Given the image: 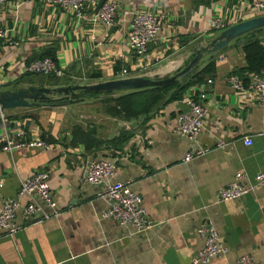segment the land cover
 <instances>
[{
    "label": "crops",
    "instance_id": "crops-1",
    "mask_svg": "<svg viewBox=\"0 0 264 264\" xmlns=\"http://www.w3.org/2000/svg\"><path fill=\"white\" fill-rule=\"evenodd\" d=\"M106 1L117 5L109 29L94 20L96 6L86 9L79 21L39 3L1 7L0 29L8 33L6 40H0V91L41 87L25 68L46 55L64 73L66 82L57 79L59 87L128 77L165 78L217 36L210 20L235 25L246 20L252 3L263 0ZM137 11H151L160 20L157 37L141 58L131 55L125 45L128 22ZM255 38L264 46V30ZM209 61L214 62L209 85L206 78L178 100L165 97L147 117L136 120L111 118L102 108L96 114L84 99L71 105L3 112L10 134L23 128L26 139L41 140L49 149L0 153V206L15 196L21 181L43 170L59 215L27 225L10 239H0V264H188L201 248L197 229L203 222L214 227L226 248L224 257L208 264H232L241 255L264 264V187L236 200L220 203L216 199L235 173L251 181L264 171V108L226 82L232 74L246 86L248 73L239 43L203 55L198 67L179 83ZM198 93L205 95L200 130L194 139L180 138L174 133L177 118L187 111L188 99ZM74 126L94 140L90 148L69 145ZM120 133H127L123 142L106 143ZM243 138H249L251 145L244 146ZM220 143L224 146L218 149ZM201 148H208V153L182 161L186 153ZM91 158L113 164L111 182L126 184L138 196L154 223L150 230L135 232L100 218L107 208L99 197L102 186L82 180L83 166ZM25 202L20 200L21 205ZM16 221L21 223L19 214Z\"/></svg>",
    "mask_w": 264,
    "mask_h": 264
},
{
    "label": "built area",
    "instance_id": "built-area-1",
    "mask_svg": "<svg viewBox=\"0 0 264 264\" xmlns=\"http://www.w3.org/2000/svg\"><path fill=\"white\" fill-rule=\"evenodd\" d=\"M99 0H0V8L8 5L14 9L25 3H39L51 6L69 13L76 20H82L84 12L88 8L97 5ZM264 15V0L251 4L246 20ZM117 16V5L111 1H104L94 15V20L99 21L106 29L114 25ZM93 20V21H94ZM210 29L220 32L227 26L217 19L210 20ZM160 28L159 17L151 11H137L131 14L128 22L125 45L136 58L144 57L148 46L157 37ZM7 30L0 29V40H6ZM28 75L56 79L64 77V73L56 66V63L48 57L30 61L25 68ZM121 76L125 71L120 72ZM229 87L236 92H246L252 96L258 107L264 108V69L255 73H248L246 86L243 87L238 78L229 74L226 79ZM209 85L211 80L206 79ZM205 95L198 93L187 101V111L177 118L174 133L180 138L194 139L198 134L202 120L205 116ZM0 153H10L20 148L35 150H48L49 146L41 140L25 138L23 128L14 129L9 133L5 129L4 119L0 113ZM244 146H250L249 138H243ZM222 143L217 145L221 149ZM208 148H201L192 153H186L183 162L201 157L208 153ZM115 175L112 163L91 158L82 170V180L93 186H102L99 197L107 203V208L100 214V218L116 222L120 226L134 228L135 232L150 230L154 223L148 218L145 210L140 206L138 196L129 190L123 183L111 182ZM48 175L45 171L35 172L30 178L19 183L15 196L2 201L0 206V239L12 238L15 233L27 225L41 224L44 221L55 218L59 210L52 198L47 184ZM264 187V171L256 173L251 181L240 172L233 175L232 180L217 193V201L227 202L239 199L252 192L255 188ZM26 199L24 205L20 200ZM19 214L21 223H17L16 216ZM197 236L201 241V248L189 260L188 264H208L214 258L224 257L226 248L221 243L215 229L209 223H202L197 229ZM232 264H260L253 261L248 255H241Z\"/></svg>",
    "mask_w": 264,
    "mask_h": 264
},
{
    "label": "water",
    "instance_id": "water-1",
    "mask_svg": "<svg viewBox=\"0 0 264 264\" xmlns=\"http://www.w3.org/2000/svg\"><path fill=\"white\" fill-rule=\"evenodd\" d=\"M99 0L95 11H97L103 2ZM264 30V15L248 19L229 26L220 31L216 37L207 43V45L197 49L184 64L177 67L170 75L162 79H149L146 77H128L103 81L89 85H71L48 89L44 87L29 86L17 91H0V113L15 109H31L43 106L42 101L50 100V96L56 95L63 99L66 104H77L82 101L78 99L79 93H124L129 91H138L147 88H157L166 85H172L179 82L194 71L203 55H211L224 49L234 40L243 37L248 33ZM56 107L55 105H45ZM63 106V105H62Z\"/></svg>",
    "mask_w": 264,
    "mask_h": 264
},
{
    "label": "trees",
    "instance_id": "trees-1",
    "mask_svg": "<svg viewBox=\"0 0 264 264\" xmlns=\"http://www.w3.org/2000/svg\"><path fill=\"white\" fill-rule=\"evenodd\" d=\"M255 31L248 33L243 37L234 40L232 43L241 44V51L243 54V59L245 62L244 72L255 73L261 69H264V46L261 41L255 38V35L259 33ZM51 56L46 55L37 59H42ZM35 60V59H34ZM54 61V60H53ZM55 63V62H54ZM214 73V62H207L198 72L191 74L190 78L186 82H176L172 85H166L163 87L147 88L138 91H129L124 93H89L83 94L79 93L77 95L78 99L96 97L100 95H111L115 94L112 98L107 101H101L100 105L103 109L104 114L111 118L118 120H136L139 117H147L150 112L166 97V101H175L180 99L182 93L188 89L190 86L202 83L206 78H211ZM33 76V75H29ZM188 76V75H187ZM186 76V77H187ZM40 78H52L51 76H33ZM99 76L93 77V79H98ZM185 78V77H184ZM57 80V79H56ZM63 100V99H62ZM86 100V99H84ZM61 100L42 101V105H52L59 104ZM127 133L119 134L115 138L106 141L107 144L111 146L118 145L126 139ZM76 144H81L85 149L90 148L94 144V140L91 139L90 135L82 131L78 127H72L70 132V146ZM97 145L98 143L95 142Z\"/></svg>",
    "mask_w": 264,
    "mask_h": 264
},
{
    "label": "rangeland",
    "instance_id": "rangeland-1",
    "mask_svg": "<svg viewBox=\"0 0 264 264\" xmlns=\"http://www.w3.org/2000/svg\"><path fill=\"white\" fill-rule=\"evenodd\" d=\"M217 33H219V32H217ZM33 79L36 81V83L38 85H40L41 87H44V88L55 89V88L59 87V86H57L58 81L56 79H52V78H49V77L48 78L33 77ZM63 80L64 79L62 78L59 83H65L66 82V81H63ZM113 96H115V94H111V95H100V96L90 97V98H84V99H86V101L88 103H90L91 105H93L92 106V109H93V111L95 110L96 111L95 113L97 114V113H100V108H102L101 105H99V103L102 100L103 101H107L110 98H112ZM50 100L51 101L61 100V103H59V104H52V105H55L56 107L62 106V105H66V102L64 100H62L61 98H59L58 96H56V95L50 96ZM60 111H61V109L58 110V112H60Z\"/></svg>",
    "mask_w": 264,
    "mask_h": 264
}]
</instances>
